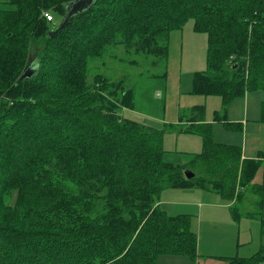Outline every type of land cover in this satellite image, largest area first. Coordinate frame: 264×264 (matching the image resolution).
Wrapping results in <instances>:
<instances>
[{
    "label": "trees",
    "instance_id": "16d2710c",
    "mask_svg": "<svg viewBox=\"0 0 264 264\" xmlns=\"http://www.w3.org/2000/svg\"><path fill=\"white\" fill-rule=\"evenodd\" d=\"M73 1L0 2V264L194 260L190 216L162 211L161 193L213 191L235 202L238 221L247 192L264 204V172L252 183L264 155L243 160L240 147L216 143L204 108L193 106L167 129L201 137L202 152L164 161L166 129L120 116L134 106L132 90L99 75L88 85V61L118 45L166 58L170 31L192 20L206 34L207 68L191 92L219 95L214 120L235 128L231 100L264 90V0H96L54 33L42 13L63 18ZM225 259L260 264L264 252Z\"/></svg>",
    "mask_w": 264,
    "mask_h": 264
},
{
    "label": "rangeland",
    "instance_id": "374dc122",
    "mask_svg": "<svg viewBox=\"0 0 264 264\" xmlns=\"http://www.w3.org/2000/svg\"><path fill=\"white\" fill-rule=\"evenodd\" d=\"M2 1L5 0H0V2ZM52 16L54 18L52 27L56 28L60 25L62 18L55 14ZM166 43L167 56L162 59L136 53L121 45L108 47L101 59L88 61L87 84L92 86L94 76L99 75L114 83L121 82L124 90H132L134 106L132 109H121L120 107L119 115L142 125L161 130L166 129L163 134L162 146L165 151L164 161L168 163L182 165L187 161L185 154L202 152L203 139L201 137L173 133L167 129L169 125L178 124L180 118L183 119L184 114L187 116L193 106L204 108V123L211 124L212 138L215 141L225 145L238 143L240 148H243L242 143L243 141L245 143V140L248 145L264 142V117L261 114L264 90L249 91L243 97L231 100L226 111V121L237 127L228 128L223 123L214 120V113L223 111L219 95H202L191 92L193 76L207 68L206 34L195 32L192 20H189L182 29L170 31ZM245 107L248 109L247 121L249 125L257 124L261 127V131L247 132V129L245 131L244 128L242 131L237 124L244 116L243 109ZM262 153L264 152L262 151ZM262 168H264L263 165L255 174L254 182L261 181L264 172ZM251 197L256 200L253 195H247L244 203L240 205H243V208L240 209L241 213ZM247 206L250 207V205ZM191 230L196 234L198 245L202 238H198L197 231ZM243 230L245 232V225ZM258 239L254 238V246L258 244ZM241 240L245 241L246 238H241ZM242 250L245 251V249ZM258 252L261 253L264 250ZM203 257H200V260H204ZM158 258L159 260L161 258L159 264H173L169 260L184 262L188 260L185 257L169 255H161ZM188 262L190 261L188 260ZM259 263L264 264V260Z\"/></svg>",
    "mask_w": 264,
    "mask_h": 264
},
{
    "label": "crops",
    "instance_id": "0c3cea01",
    "mask_svg": "<svg viewBox=\"0 0 264 264\" xmlns=\"http://www.w3.org/2000/svg\"><path fill=\"white\" fill-rule=\"evenodd\" d=\"M243 115V118L239 120L240 122H237L242 131L243 128L245 131L247 129V132L252 130L261 131L259 125H249L247 107L243 109ZM251 118H254V116H251ZM215 142L222 143L219 141ZM231 145L238 146L239 144L234 143ZM242 147L243 160L256 159L260 154H264L262 153V151L264 152V142L248 145L247 140H245V143L244 141L242 143ZM188 154H185L187 161H189L192 154L196 153ZM260 158L264 167V156ZM261 182L262 179L258 183L254 182V179L252 181L253 184H260ZM247 194L248 192L239 201V212L243 208V205H240L246 200ZM233 203L235 202L225 201L213 191L203 189L164 190L160 195L158 207L169 216H190L191 229L198 232V238H202V241H199L197 245L198 257L196 259L187 258L190 262L188 260L186 262L179 260L169 261L173 264H228V260L225 258H232L233 256L248 258L259 250H264V204L259 205L257 200H253L251 197L246 202L248 204L245 205L244 211L240 212L238 221H234L230 212V207ZM247 205H250V207ZM247 208H249L248 211H246ZM244 225L245 232L243 230ZM241 238H246V240L242 241ZM254 238H259L256 246H254ZM242 249H245V251ZM200 257H203L204 260H200ZM160 260L157 258V264H159Z\"/></svg>",
    "mask_w": 264,
    "mask_h": 264
},
{
    "label": "water",
    "instance_id": "95a60500",
    "mask_svg": "<svg viewBox=\"0 0 264 264\" xmlns=\"http://www.w3.org/2000/svg\"><path fill=\"white\" fill-rule=\"evenodd\" d=\"M95 1L96 0H75L68 4L66 7V14L62 18L59 28L54 33H57V31L61 29L67 23V21L71 19L72 16L77 15L78 13H81L85 10H89ZM24 76H28V73H25L22 77ZM184 176L189 179L193 175L189 174L188 172H184Z\"/></svg>",
    "mask_w": 264,
    "mask_h": 264
},
{
    "label": "built area",
    "instance_id": "2783aa9c",
    "mask_svg": "<svg viewBox=\"0 0 264 264\" xmlns=\"http://www.w3.org/2000/svg\"><path fill=\"white\" fill-rule=\"evenodd\" d=\"M42 17L49 23H52L54 21V18L52 14L48 11L42 13Z\"/></svg>",
    "mask_w": 264,
    "mask_h": 264
}]
</instances>
